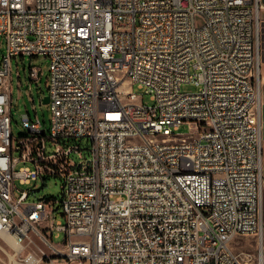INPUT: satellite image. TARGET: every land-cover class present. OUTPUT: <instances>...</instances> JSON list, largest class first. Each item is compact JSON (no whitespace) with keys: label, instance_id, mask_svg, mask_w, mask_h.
Returning <instances> with one entry per match:
<instances>
[{"label":"built area","instance_id":"built-area-1","mask_svg":"<svg viewBox=\"0 0 264 264\" xmlns=\"http://www.w3.org/2000/svg\"><path fill=\"white\" fill-rule=\"evenodd\" d=\"M260 9L0 0V264H245L231 244L264 223ZM27 56L49 61L51 120L26 113L15 137L11 67ZM52 179L58 199L18 195Z\"/></svg>","mask_w":264,"mask_h":264},{"label":"rangeland","instance_id":"rangeland-1","mask_svg":"<svg viewBox=\"0 0 264 264\" xmlns=\"http://www.w3.org/2000/svg\"><path fill=\"white\" fill-rule=\"evenodd\" d=\"M5 41L0 37V59L5 53ZM35 67L41 71L39 81H32L30 77V69ZM48 75H49V61L43 57L30 58L25 57L14 59L11 67V95H12V112L14 116L12 132L15 137L26 136L27 133L22 127V117L26 113H30L32 119L39 118L46 127L50 126L51 111L49 104L42 103V99L48 96ZM183 92L193 93L197 91L194 85H184ZM132 91L138 95L139 99L145 105L153 104L149 95H144V91L137 86L132 87ZM195 128L183 124L175 133L183 137L192 135ZM77 159V157H75ZM18 195L20 191H29L31 193L29 201H38L44 198L58 199L61 194V185L58 181L52 179L43 187L42 182L32 183L29 185H20L18 183ZM58 205H56V209ZM57 222H64V218L60 210L56 214ZM63 235L56 242H61ZM2 244L9 252H12L10 245H7L0 239ZM231 248L235 254L240 256L245 264H260V255L258 250V237L255 235H248L236 238ZM3 253L0 250V255Z\"/></svg>","mask_w":264,"mask_h":264},{"label":"crops","instance_id":"crops-1","mask_svg":"<svg viewBox=\"0 0 264 264\" xmlns=\"http://www.w3.org/2000/svg\"><path fill=\"white\" fill-rule=\"evenodd\" d=\"M259 45H258V90H259V102L257 106V113L259 116L260 126H261V148H262V158H261V180L263 187V202H264V0H261L260 9V24H259ZM258 250L260 258L264 264V223L261 235L258 237ZM2 256V254L0 255ZM5 258V256L3 255ZM42 264H50L44 262ZM63 264V263H57Z\"/></svg>","mask_w":264,"mask_h":264},{"label":"water","instance_id":"water-1","mask_svg":"<svg viewBox=\"0 0 264 264\" xmlns=\"http://www.w3.org/2000/svg\"><path fill=\"white\" fill-rule=\"evenodd\" d=\"M49 101H50V98L49 96L45 97L43 100H42V103L44 104H49Z\"/></svg>","mask_w":264,"mask_h":264}]
</instances>
